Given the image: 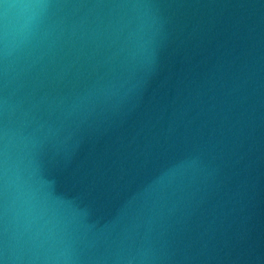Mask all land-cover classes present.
Returning <instances> with one entry per match:
<instances>
[{
  "label": "water",
  "instance_id": "95a60500",
  "mask_svg": "<svg viewBox=\"0 0 264 264\" xmlns=\"http://www.w3.org/2000/svg\"><path fill=\"white\" fill-rule=\"evenodd\" d=\"M21 2L0 0V27L30 23ZM40 2L0 57V246L264 264V0Z\"/></svg>",
  "mask_w": 264,
  "mask_h": 264
},
{
  "label": "clouds",
  "instance_id": "9594fccd",
  "mask_svg": "<svg viewBox=\"0 0 264 264\" xmlns=\"http://www.w3.org/2000/svg\"><path fill=\"white\" fill-rule=\"evenodd\" d=\"M16 7L22 11L34 10L33 15L30 17V23H21L14 31H9L7 26L0 27V57L10 55L13 49H18L25 43L31 31L32 23L42 19L50 5L40 2V0H35V2H32V0H22ZM14 134L15 133L9 129L0 131V141H3L5 164L8 160L10 138ZM23 259L22 253L16 248L8 245L7 242H5L3 246H0V264H19Z\"/></svg>",
  "mask_w": 264,
  "mask_h": 264
}]
</instances>
